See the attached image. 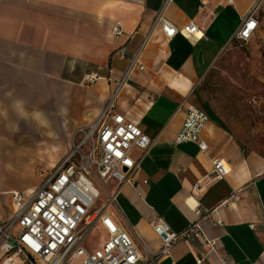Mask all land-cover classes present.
<instances>
[{
	"label": "crops",
	"instance_id": "1",
	"mask_svg": "<svg viewBox=\"0 0 264 264\" xmlns=\"http://www.w3.org/2000/svg\"><path fill=\"white\" fill-rule=\"evenodd\" d=\"M233 1L173 0L166 18L179 31L194 23L202 36L194 41L179 34L167 41L156 27L166 0H0V222L14 216L15 194L31 199L48 177L35 168L45 158L42 151L57 149V142L97 120L114 80L123 78L131 54L149 36L141 59L145 69L131 74L114 111L153 145L147 153L133 151L132 182L108 212L145 257L162 247L153 230L156 220L181 233L202 222L205 239L174 245L158 264H198L200 259L203 264H264V158L246 152L230 129L212 119L201 135L206 152L196 144L176 143L186 119L184 104H194L199 82L231 44L254 2ZM115 26L124 32L119 38L112 35ZM123 46L124 59L117 54ZM90 74L99 80L86 85L83 79ZM31 86L37 87L32 95ZM18 100L24 102L23 113H14ZM32 115L44 119L26 125ZM15 116L23 122L19 131L9 120ZM16 131L22 135L11 134ZM14 159L16 171L10 166ZM217 160L229 169L223 180H214ZM21 171L37 175L38 183L29 184ZM116 188L113 181L109 194ZM97 226L104 243L107 234Z\"/></svg>",
	"mask_w": 264,
	"mask_h": 264
},
{
	"label": "built area",
	"instance_id": "2",
	"mask_svg": "<svg viewBox=\"0 0 264 264\" xmlns=\"http://www.w3.org/2000/svg\"><path fill=\"white\" fill-rule=\"evenodd\" d=\"M172 1L166 0L156 17V27L160 28L167 41L179 34L197 41L202 36L197 25L190 22L179 31L166 18L165 10ZM226 3L233 5L234 1L226 0ZM248 24L253 27L249 29ZM261 24H264V0H254L231 41H251ZM123 34L120 26L112 30L116 38ZM149 39L148 36L139 50L131 54L123 78L114 80L115 87L97 120L77 129L72 137L71 152L32 198L15 194L17 208L14 216L0 222V264H158L164 257H170L174 245L206 238L201 221L194 222L181 233L173 231L163 219H158L153 230L162 247L145 257L134 239L117 225L108 212L110 207L117 206V195L122 187L132 182L137 169L133 151L138 149L147 153L153 145V140L136 124L114 111L131 74L145 69L141 59ZM117 54L124 59L128 54L127 48L123 46ZM98 80L97 74H90L84 77L83 82L94 84ZM184 107L186 119L176 143L196 144L206 152L208 145L201 135L211 118L194 104L186 103ZM228 174L229 169L221 160L214 162V180H223ZM113 181L117 182V190L109 194L108 188ZM102 192L107 202L98 206ZM97 225L106 232L107 240L100 249L90 251L84 243ZM78 260L82 261L77 263ZM203 262L204 259L198 260V264Z\"/></svg>",
	"mask_w": 264,
	"mask_h": 264
},
{
	"label": "rangeland",
	"instance_id": "3",
	"mask_svg": "<svg viewBox=\"0 0 264 264\" xmlns=\"http://www.w3.org/2000/svg\"><path fill=\"white\" fill-rule=\"evenodd\" d=\"M36 89V86H31V95ZM194 96V104L219 118L246 152L264 158V24L251 41L231 42L218 62L201 79ZM14 113H18V110H14ZM40 119L44 118L32 115L26 117L25 124L39 123ZM9 120H14L18 131L21 129L23 122L20 118L15 116ZM18 131L11 134L21 136L22 132ZM71 138L57 142V149L48 147L42 151L46 153L45 158H40L35 167L42 178L54 172L55 164L63 161L71 152ZM18 163L14 159L10 166L16 171ZM21 172H24L29 184L38 183L37 175ZM106 202V195L102 192L98 206ZM103 237V232L96 226L88 234L84 246L90 251L100 249L104 244Z\"/></svg>",
	"mask_w": 264,
	"mask_h": 264
},
{
	"label": "clouds",
	"instance_id": "4",
	"mask_svg": "<svg viewBox=\"0 0 264 264\" xmlns=\"http://www.w3.org/2000/svg\"><path fill=\"white\" fill-rule=\"evenodd\" d=\"M23 105H24V102L23 101H15V107H16V109L18 110V111H20L21 113H23L24 112V107H23ZM43 124H44V126H46L47 125V121H43L42 122Z\"/></svg>",
	"mask_w": 264,
	"mask_h": 264
},
{
	"label": "trees",
	"instance_id": "5",
	"mask_svg": "<svg viewBox=\"0 0 264 264\" xmlns=\"http://www.w3.org/2000/svg\"><path fill=\"white\" fill-rule=\"evenodd\" d=\"M210 118L216 122L218 125L220 126H224V124L221 122V120L219 118H217L213 113H208Z\"/></svg>",
	"mask_w": 264,
	"mask_h": 264
},
{
	"label": "snow or ice",
	"instance_id": "6",
	"mask_svg": "<svg viewBox=\"0 0 264 264\" xmlns=\"http://www.w3.org/2000/svg\"><path fill=\"white\" fill-rule=\"evenodd\" d=\"M247 27L250 29V28H252V27H253V25H252V24H248V25H247ZM244 35H245V36H247V35H248V33H247V32H245V33H244ZM116 154H117V155H120V153H118V152H117ZM126 163H127V162H126ZM25 239H28V238H27V237H25Z\"/></svg>",
	"mask_w": 264,
	"mask_h": 264
}]
</instances>
